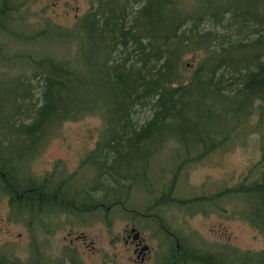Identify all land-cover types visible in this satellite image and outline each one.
I'll return each instance as SVG.
<instances>
[{
    "label": "trees",
    "instance_id": "obj_1",
    "mask_svg": "<svg viewBox=\"0 0 264 264\" xmlns=\"http://www.w3.org/2000/svg\"><path fill=\"white\" fill-rule=\"evenodd\" d=\"M191 1L97 0L70 32H39L75 40L78 58L31 60L39 98L16 135L41 140L64 122L99 115L103 130L82 161H110L117 171L118 161L126 170L133 161H158L170 145L180 161H204L257 116L260 159L221 196L243 202L239 214L264 233V0ZM23 7L27 0H0L1 32L13 33L1 21L17 23ZM20 80L10 127L33 97L29 79ZM115 196L104 204L120 206ZM237 264H264V253L238 255Z\"/></svg>",
    "mask_w": 264,
    "mask_h": 264
},
{
    "label": "flooded vegetation",
    "instance_id": "obj_2",
    "mask_svg": "<svg viewBox=\"0 0 264 264\" xmlns=\"http://www.w3.org/2000/svg\"><path fill=\"white\" fill-rule=\"evenodd\" d=\"M96 3L90 0L91 6ZM83 16L75 15L76 22ZM15 140L25 145L29 136L17 135ZM38 145L37 137L6 159L0 152V205L6 221L24 230V254L19 257L15 247L12 251L1 244L5 253L0 254V264L5 258L7 264H237L236 250L216 242L213 227L208 234L215 238L207 241L188 225L190 216L227 213L219 202L236 199L216 190H188L185 173L203 161H167L165 166L164 161H133L127 170L124 161H118L114 171L110 161H34ZM110 192L118 197L119 208L104 204ZM133 196L135 205H126ZM114 211L128 221L115 237L123 246L124 263L120 255L109 254L106 247L97 250L87 235L73 231L93 219L107 226L108 214ZM247 224L264 238L261 230ZM58 231L67 233L56 250Z\"/></svg>",
    "mask_w": 264,
    "mask_h": 264
},
{
    "label": "rangeland",
    "instance_id": "obj_3",
    "mask_svg": "<svg viewBox=\"0 0 264 264\" xmlns=\"http://www.w3.org/2000/svg\"><path fill=\"white\" fill-rule=\"evenodd\" d=\"M182 1L184 4L192 3L191 0ZM27 4L28 7H23L18 13L17 23H8L5 19L1 21L2 25L10 26L12 32L16 34V37H13L0 30V151L5 159L18 146L24 148L33 142V139L29 142L24 141L23 145L22 142L15 140L17 127L30 123L33 105L37 104L36 99L39 98V81L33 78L34 71L29 65L31 60L55 57L58 60L72 61L78 58L75 40H65L62 37L40 38L38 33L49 29H57L62 33L70 32L77 23L75 15L80 18L91 8L90 0H27ZM189 59L190 56L184 59L188 64L186 68L188 73L194 67ZM20 78L29 79L33 97L23 104L26 106L23 109L24 115L14 118L10 122L12 125L10 127L7 122L15 112L13 101L22 91L23 82ZM146 115V112L141 113L135 121L140 123ZM256 119L257 116L250 118L248 124L240 129L235 140L223 151L214 153L185 173L189 180L184 185L188 190H200V193L203 189L224 192L226 187H232L243 180L249 169L260 159L258 136L254 133L253 125ZM103 127V120L99 115L86 116L75 122H64L55 129H50L51 133L48 136L41 138L34 161H68L72 165L77 164V161H82L83 157L95 148ZM27 138L25 140H28ZM172 147L170 145L159 157L158 161H164L163 166L167 161L181 159L179 151ZM125 185L128 183L125 182ZM219 204L228 212L210 211L204 216H190L188 219L190 231L197 229L200 236L207 241H212L216 236V242L221 246L234 248L240 256L258 254L264 250V238L239 214L240 211H246L245 204L237 199L232 202L224 199ZM126 205H135L134 196L128 199ZM232 210L235 211V216L231 215ZM117 214L119 211L109 212L107 226L93 219L87 226H76L73 231L87 235L97 250L106 247L109 254L120 255L124 263L126 255L123 246L115 241V237L121 234L128 221L121 213ZM212 227L215 236L208 234ZM63 232L58 231L57 238L53 241L56 250L61 246L62 238L66 236L67 232ZM23 235L24 230L20 224L6 221V213L0 205V245L7 244L11 249L12 246L15 247V255L21 257L24 254Z\"/></svg>",
    "mask_w": 264,
    "mask_h": 264
}]
</instances>
